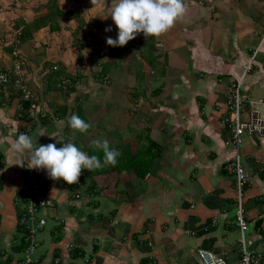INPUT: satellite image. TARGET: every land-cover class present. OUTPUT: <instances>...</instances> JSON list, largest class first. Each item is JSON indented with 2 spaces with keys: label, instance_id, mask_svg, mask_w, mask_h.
Returning a JSON list of instances; mask_svg holds the SVG:
<instances>
[{
  "label": "crops",
  "instance_id": "crops-1",
  "mask_svg": "<svg viewBox=\"0 0 264 264\" xmlns=\"http://www.w3.org/2000/svg\"><path fill=\"white\" fill-rule=\"evenodd\" d=\"M47 2L0 0V71L12 68L18 22L45 17ZM184 2V15L166 33L155 39L141 33L133 48L114 53L106 38L118 29L104 17L111 0H58L63 11L95 21L92 36L88 26L79 34L89 44L83 59L73 44V20H60L57 32L40 28L18 48L29 66L27 80L50 114L32 120L19 93L0 89V264H10L22 249L16 245L23 235L18 221L26 172L54 202L41 213L46 225L35 234L34 264H202L198 250L239 264L235 181L227 168L230 135L223 120L239 81L243 99L259 103L264 117V0ZM147 40L155 46L143 51V59L140 43ZM93 47L98 52L91 53ZM109 60L115 65L102 72ZM58 79L68 84L62 93L54 88ZM71 100L91 124L86 132L69 126L76 113ZM21 132L36 146L59 147L72 139L102 161L103 151L92 141L107 139L121 155L115 165L82 169L69 185L16 165L10 146ZM242 150L249 175L247 237L253 251L264 252V137L245 136Z\"/></svg>",
  "mask_w": 264,
  "mask_h": 264
},
{
  "label": "built area",
  "instance_id": "built-area-1",
  "mask_svg": "<svg viewBox=\"0 0 264 264\" xmlns=\"http://www.w3.org/2000/svg\"><path fill=\"white\" fill-rule=\"evenodd\" d=\"M18 32L14 41L12 56L14 62L12 68L0 71V87L2 90L12 88L19 93L20 101L27 103L26 113L32 120L47 117L50 114L47 104L39 103L37 94L27 80L24 62L18 46ZM249 70V67L245 71ZM240 81L232 89L229 97L227 114L223 120L229 131V140L226 145L231 151L232 157L227 168L233 174L235 181V207L236 225L238 227L240 245L239 264H264V252L253 251V241L247 237L248 223L244 218V193L249 183V175L243 165V139L245 136L257 135L264 137V117L257 109L259 103L245 101L240 93ZM35 175L28 173L24 185V192L20 196V205L23 210L18 224L23 235L18 240L16 247L22 246L19 253H13L14 259L10 264H34L39 248L35 236L36 232L43 229L46 221L41 217L44 210L51 209L54 202L48 195V191L41 189L35 181ZM197 255L202 264H227L223 257L215 256L204 250H198ZM57 263V261H56Z\"/></svg>",
  "mask_w": 264,
  "mask_h": 264
},
{
  "label": "clouds",
  "instance_id": "clouds-1",
  "mask_svg": "<svg viewBox=\"0 0 264 264\" xmlns=\"http://www.w3.org/2000/svg\"><path fill=\"white\" fill-rule=\"evenodd\" d=\"M186 11L184 0H115L107 9L105 18L111 17L118 29L115 37L108 36L109 46H124L137 35L143 33L146 38L159 37L166 33ZM106 31L112 30L109 25ZM69 126L74 132H86L91 124L79 114L73 113ZM44 135V134H42ZM58 142L60 138L58 137ZM61 143V142H60ZM92 144L103 151V161L97 154H89L72 139L34 145L33 137L21 132L10 146L19 165L29 169L44 170L52 180H62L67 184L78 182L82 169L93 170L108 164L118 163L119 149L110 146L107 139H94Z\"/></svg>",
  "mask_w": 264,
  "mask_h": 264
},
{
  "label": "trees",
  "instance_id": "trees-1",
  "mask_svg": "<svg viewBox=\"0 0 264 264\" xmlns=\"http://www.w3.org/2000/svg\"><path fill=\"white\" fill-rule=\"evenodd\" d=\"M46 9L48 10V14L43 18H39V19L33 21L32 23H20V22H18V28H19L18 30L20 33V35H18V46L20 47L23 44L25 45V44L30 43L31 40L33 39V34L35 32H37L38 30H40V28H43V27L50 25L51 32H57L61 29L59 26L60 20H66V21L67 20H73L74 22H76L78 24L77 29L75 31H73V33H72L73 38H74L73 44H74V47H76V49L79 52L78 58L80 60L83 59V55L81 54V50L88 47L89 44L85 40V37L80 39L79 34H81V31H83L84 26H88L89 29L91 28L90 33L88 35L92 36L91 30L93 29L94 26H96L95 21L91 19V20L85 22V20L81 17L79 12L74 11V10L63 11L59 6L58 0H48V2L46 4ZM92 22H94V23H92ZM94 44L95 43L92 42V45H94ZM133 46H134V40L132 39L126 45H124L122 47H120V46L114 47L112 52L116 53L117 51L125 50V48H133ZM154 46H155V43H153V41H151V43L148 40L142 41L140 43L141 49L139 51V55L143 59H145V58L147 59V57L145 56V52H143V51L152 50L154 48ZM96 52H98V51L93 47L91 53L94 54ZM22 60L24 62V69L27 70V68H28L27 64L28 63L25 61V58L23 55H22ZM112 62H113L112 60L111 61L109 60L107 62V64L102 65V67H101L102 72H106L110 68H112L115 65ZM157 70H158L157 73L160 76L164 75L163 67H161V68L159 67ZM73 88L71 87V90H69L67 92L71 93ZM0 89H1V87H0ZM4 91H7V90H4ZM0 104H1V101H0ZM22 106H23V108H27L28 104L23 103ZM81 113H82V109L77 106L76 114H79L80 116H82ZM83 150H86V152H88L89 154H93V151H92L93 149H91V148L83 149ZM26 177H27V172H26Z\"/></svg>",
  "mask_w": 264,
  "mask_h": 264
},
{
  "label": "rangeland",
  "instance_id": "rangeland-1",
  "mask_svg": "<svg viewBox=\"0 0 264 264\" xmlns=\"http://www.w3.org/2000/svg\"><path fill=\"white\" fill-rule=\"evenodd\" d=\"M25 58V57H24ZM28 68H29V66H28ZM27 74V73H26ZM84 75H86V76H88L89 74L88 73H84ZM84 75H81V76H84ZM82 78V77H81ZM83 81V80H82ZM56 85L58 86V87H56ZM64 85V86H63ZM66 85H68L67 83H61V81H59V79L55 82V89H57V91H59V92H63V90L64 89H66ZM37 94V93H36ZM38 96V95H37ZM61 100H62V98H61ZM39 103H41V102H39ZM69 107H73L74 109H76V107H77V103L74 101V100H71V101H69ZM70 134H72V133H70Z\"/></svg>",
  "mask_w": 264,
  "mask_h": 264
}]
</instances>
